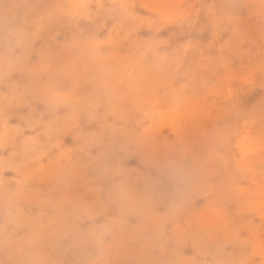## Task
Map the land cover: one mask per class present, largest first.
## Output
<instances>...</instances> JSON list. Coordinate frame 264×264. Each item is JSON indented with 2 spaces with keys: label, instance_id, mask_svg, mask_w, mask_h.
<instances>
[{
  "label": "rangeland",
  "instance_id": "rangeland-1",
  "mask_svg": "<svg viewBox=\"0 0 264 264\" xmlns=\"http://www.w3.org/2000/svg\"><path fill=\"white\" fill-rule=\"evenodd\" d=\"M0 264H264V0H0Z\"/></svg>",
  "mask_w": 264,
  "mask_h": 264
}]
</instances>
